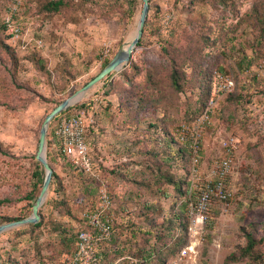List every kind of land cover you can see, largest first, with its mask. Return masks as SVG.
<instances>
[{
	"label": "rangeland",
	"instance_id": "1",
	"mask_svg": "<svg viewBox=\"0 0 264 264\" xmlns=\"http://www.w3.org/2000/svg\"><path fill=\"white\" fill-rule=\"evenodd\" d=\"M48 1L0 0V199L8 200L0 224L32 214L46 115L132 41L143 8V0H68L48 11ZM9 18L21 27L18 40L10 38ZM214 70L233 76L235 87L217 95L210 110L192 191V151L176 130L216 96ZM82 103L96 120L88 140L98 177L62 158L51 122L47 157L56 176L40 224L0 234L1 264H63L103 186L112 194L115 227L100 247L102 264L118 257L125 259L117 264L136 263L130 255L171 264L188 246L192 254L182 264H264V0H150L129 62L62 116ZM229 137L238 141L225 177L233 197L212 200L203 236L195 239L174 214L187 223L183 191L197 196L209 182Z\"/></svg>",
	"mask_w": 264,
	"mask_h": 264
},
{
	"label": "built area",
	"instance_id": "2",
	"mask_svg": "<svg viewBox=\"0 0 264 264\" xmlns=\"http://www.w3.org/2000/svg\"><path fill=\"white\" fill-rule=\"evenodd\" d=\"M7 23L10 29V38L12 40L21 38V27L10 18ZM213 78V94L216 96L211 97L208 108L191 123H181L176 130L179 139L188 143L192 151V191L198 186L195 181L200 176V141L203 128L210 119V110L217 101V95L230 92L235 87V79L231 75L215 71ZM95 124L94 116L88 111L80 109L69 115L61 116L55 123L54 132L57 137L56 149L61 156L75 168L98 177L88 140V135ZM237 144L238 141L235 137H229L223 141L222 148L226 150L225 155L216 162L215 167L210 171L209 182L200 188L195 199L188 205L189 233L195 239H201L203 236L212 200L214 198L229 200L233 197V192L226 188L225 177L230 171L232 155ZM113 204L111 192L106 186L101 187L100 202L96 208L84 212L82 218L86 227L78 230L74 252L67 257L65 264H101L98 250L106 241L111 240L114 232L115 218L110 212ZM192 250V246L183 248L178 256L171 261V264H182L183 259L192 254ZM127 258L132 263L139 260L131 255ZM123 259L125 257H118L115 264L120 263Z\"/></svg>",
	"mask_w": 264,
	"mask_h": 264
},
{
	"label": "water",
	"instance_id": "3",
	"mask_svg": "<svg viewBox=\"0 0 264 264\" xmlns=\"http://www.w3.org/2000/svg\"><path fill=\"white\" fill-rule=\"evenodd\" d=\"M150 0H143V8L139 17V22L137 26V31L135 37L126 46L119 49L116 54L112 57L109 63L102 68L98 74H96L92 79L85 83L81 88L77 89L73 94L69 95L67 98L62 100L58 105H56L45 117L39 135V143L36 151V159L42 163L45 168V178L42 184L41 190L37 199L32 207V214L28 217L18 219L15 221H10L0 224V234L4 231L17 227L24 224L38 223L41 219L40 208L43 205L50 188V184L53 178V167L47 157V135L49 125L54 117L59 113L68 109L79 101L85 94L103 78L108 76L111 72L122 69L131 59L134 48L138 45L141 37L144 33V28L146 20L149 13ZM1 264V259H0Z\"/></svg>",
	"mask_w": 264,
	"mask_h": 264
},
{
	"label": "trees",
	"instance_id": "4",
	"mask_svg": "<svg viewBox=\"0 0 264 264\" xmlns=\"http://www.w3.org/2000/svg\"><path fill=\"white\" fill-rule=\"evenodd\" d=\"M68 2V0H49L47 3H46V5H45V8L48 10V11H59L61 8H62V6H64L66 3ZM147 25V20H146V24H145V26ZM144 30H145V28H144ZM112 58H106L105 59V61H104V63H103V68L109 63V61L111 60ZM215 71H218V70H214L213 71V73H212V77H214V72ZM221 72V71H220ZM173 84L176 86V87H179V81H178V78L177 77H175L174 78V82H173ZM72 107V106H71ZM71 107H69L68 109H70ZM88 108H90V104H86V103H82L81 105H76L75 106V110L74 111H76V110H80V109H84V110H86V111H88ZM68 109H66V110H68ZM66 110H64L63 112H61V113H59L56 117H54L53 119H52V124H51V126L52 125H54V123L57 121V119H59L65 112H66ZM73 111V112H74ZM72 112V113H73ZM201 113H199L196 117H194L192 120H194V119H196L199 115H200ZM50 134V133H49ZM55 137H56V135H55ZM52 140V138H50V136H49V139H48V143L50 142ZM56 140V142H57V137L56 138H54L53 139V141H55ZM63 158V157H62ZM66 160V159H65ZM34 174H35V178H36V180H35V187H34V190L37 192H35V191H33L30 195H29V198L30 199H33V200H36L37 199V196L39 195V193H40V190H41V187H42V184H43V182H44V178H45V168H44V166L42 165V163H40L38 160H37V169L35 170V172H34ZM53 175L54 176H56L55 175V173H53ZM53 182L54 181H51V184H50V189H51V187H52V184H53ZM183 194H185L186 195V197H187V199H186V207L188 206V202H189V200H191V199H193V197L192 196H196V194L195 193H193V192H191L190 191V189L189 188H186L185 189V191H183ZM190 198V199H189ZM5 201H8L7 199H0V205L1 204H3ZM33 207V206H32ZM176 217H175V219L176 220H179V222H178V225H179V227H181V229L185 226L186 227V229L189 231V222H190V220H189V212H188V210H187V223H183V221H182V217H181V215H180V213H176V214H174ZM30 224H32V225H39L40 224V222H38V223H30ZM170 229V228H169ZM77 233H78V231L76 232V235H75V243H76V239H77ZM254 244H255V241H254V239L253 238H249V241H248V246H247V249H252L253 247H254ZM101 247V246H100ZM74 252V251H73ZM72 252V253H73ZM71 253V254H72ZM98 254H99V256H100V259H101V264H102V253H101V251H100V248H99V250H98ZM147 261V259L146 258H144V259H142V260H138L136 263H134V264H144L145 262ZM63 264H65V261L63 262Z\"/></svg>",
	"mask_w": 264,
	"mask_h": 264
}]
</instances>
